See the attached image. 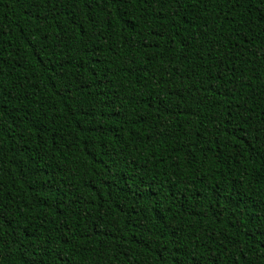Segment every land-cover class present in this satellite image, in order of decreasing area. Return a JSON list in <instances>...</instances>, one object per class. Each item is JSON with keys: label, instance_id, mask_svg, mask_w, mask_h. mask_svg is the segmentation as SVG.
I'll use <instances>...</instances> for the list:
<instances>
[{"label": "trees", "instance_id": "16d2710c", "mask_svg": "<svg viewBox=\"0 0 264 264\" xmlns=\"http://www.w3.org/2000/svg\"><path fill=\"white\" fill-rule=\"evenodd\" d=\"M0 264H264V0H0Z\"/></svg>", "mask_w": 264, "mask_h": 264}]
</instances>
